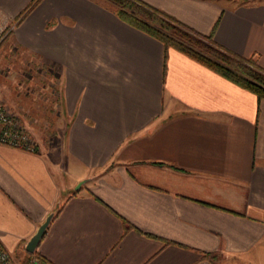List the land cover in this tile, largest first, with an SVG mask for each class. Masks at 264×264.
I'll list each match as a JSON object with an SVG mask.
<instances>
[{"label": "crops", "instance_id": "0c3cea01", "mask_svg": "<svg viewBox=\"0 0 264 264\" xmlns=\"http://www.w3.org/2000/svg\"><path fill=\"white\" fill-rule=\"evenodd\" d=\"M30 1L0 0V50L52 69L56 131L37 152L0 143V243L26 259L58 207L36 248L54 264H264V99L109 0L17 23ZM143 1L264 69V0Z\"/></svg>", "mask_w": 264, "mask_h": 264}, {"label": "trees", "instance_id": "16d2710c", "mask_svg": "<svg viewBox=\"0 0 264 264\" xmlns=\"http://www.w3.org/2000/svg\"><path fill=\"white\" fill-rule=\"evenodd\" d=\"M40 1L31 0L16 22H20ZM109 1L114 4V10L122 20L158 39L166 49L175 48L250 90L258 99H264V69L252 57H243L216 43L213 31L208 34L198 32L143 0ZM34 254L41 257L37 251Z\"/></svg>", "mask_w": 264, "mask_h": 264}, {"label": "rangeland", "instance_id": "374dc122", "mask_svg": "<svg viewBox=\"0 0 264 264\" xmlns=\"http://www.w3.org/2000/svg\"><path fill=\"white\" fill-rule=\"evenodd\" d=\"M10 26L0 27L3 32L7 31L0 48L10 34ZM21 57L23 54L19 49H11L9 55L0 50V103L18 121V131L29 132L36 143L38 136L47 141L56 131L55 113L51 112L56 109L59 100L56 96L57 77H54L53 71L46 72L34 62L22 64Z\"/></svg>", "mask_w": 264, "mask_h": 264}, {"label": "built area", "instance_id": "2783aa9c", "mask_svg": "<svg viewBox=\"0 0 264 264\" xmlns=\"http://www.w3.org/2000/svg\"><path fill=\"white\" fill-rule=\"evenodd\" d=\"M7 32V31H5ZM2 28H0V42L5 36ZM35 66L43 67L46 72H51V68L36 61ZM6 107L0 103V143L9 145L14 148L22 149L28 152H37L38 144L33 141L29 132L23 130L18 131V121ZM0 264H54L53 262L43 259L34 253H31L26 259H19L8 251L0 243Z\"/></svg>", "mask_w": 264, "mask_h": 264}, {"label": "water", "instance_id": "95a60500", "mask_svg": "<svg viewBox=\"0 0 264 264\" xmlns=\"http://www.w3.org/2000/svg\"><path fill=\"white\" fill-rule=\"evenodd\" d=\"M84 181H79L76 186L75 189H78L81 184ZM58 211V207L53 209L52 211H50L45 218L43 219V221L41 223L38 224V226L36 227L35 231L32 233V235H30V237L27 239L24 248L27 252L29 253H34L36 251V248L38 247L44 233L46 232L52 218L54 217L55 213Z\"/></svg>", "mask_w": 264, "mask_h": 264}]
</instances>
